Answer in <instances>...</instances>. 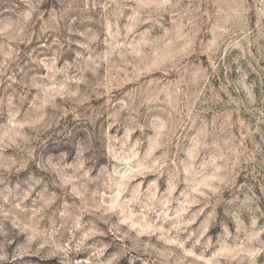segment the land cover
I'll list each match as a JSON object with an SVG mask.
<instances>
[{"label":"rangeland","instance_id":"374dc122","mask_svg":"<svg viewBox=\"0 0 264 264\" xmlns=\"http://www.w3.org/2000/svg\"><path fill=\"white\" fill-rule=\"evenodd\" d=\"M0 264H264V0H0Z\"/></svg>","mask_w":264,"mask_h":264}]
</instances>
